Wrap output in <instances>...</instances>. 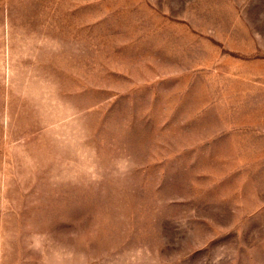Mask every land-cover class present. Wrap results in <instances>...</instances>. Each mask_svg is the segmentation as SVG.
I'll return each mask as SVG.
<instances>
[{"label":"rangeland","instance_id":"obj_1","mask_svg":"<svg viewBox=\"0 0 264 264\" xmlns=\"http://www.w3.org/2000/svg\"><path fill=\"white\" fill-rule=\"evenodd\" d=\"M0 264H264V0H0Z\"/></svg>","mask_w":264,"mask_h":264}]
</instances>
